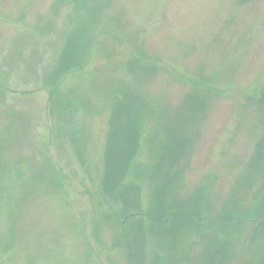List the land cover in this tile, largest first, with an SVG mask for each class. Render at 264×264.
Here are the masks:
<instances>
[{"label": "rangeland", "instance_id": "obj_1", "mask_svg": "<svg viewBox=\"0 0 264 264\" xmlns=\"http://www.w3.org/2000/svg\"><path fill=\"white\" fill-rule=\"evenodd\" d=\"M263 96L264 0H0V264H157L159 253L166 264H251L248 245L209 261L220 231L171 216L167 229L138 207L149 196L196 204L205 190L200 220L220 217L264 136ZM118 98L149 103L154 135L119 201L115 170L127 167L108 157L121 153L90 159L68 144L113 122ZM130 114L117 121L141 120ZM175 137L186 146L168 159L182 179L172 196L157 188ZM257 218L236 224L231 250Z\"/></svg>", "mask_w": 264, "mask_h": 264}, {"label": "trees", "instance_id": "obj_2", "mask_svg": "<svg viewBox=\"0 0 264 264\" xmlns=\"http://www.w3.org/2000/svg\"><path fill=\"white\" fill-rule=\"evenodd\" d=\"M258 88L259 87L254 88L253 91L256 92ZM116 100L117 101L114 104L112 117L113 123L118 120L119 116L122 115V111L125 109H130L131 114L129 116H131V119H143L144 117L146 119V117H148V115H146V113L150 109V105L148 102L140 101L139 104L134 103L132 106L125 108L123 107L125 98H118ZM261 100L264 101V96ZM150 117L151 116H149V118ZM111 146L112 145L110 143V147ZM164 146L165 145H163V148ZM185 146L186 144H184L180 140V137H175L172 146L170 145L167 150L162 151V160L168 162V159L173 158L174 156H176V154L181 155L180 151L185 148ZM111 153L116 154L115 152ZM108 159L121 160L120 167H127V172L125 173H122V171H120L122 169L120 168L115 170V172L118 174L116 175L117 178L114 181V188L112 190V193L114 194L116 200L119 201L118 196L120 195L125 185L127 177L126 175L130 174V171L137 167L136 164L133 167V163H136L138 158H129L127 156L121 155H119V157H115L110 155ZM172 165L173 162H168V166L170 167V169L164 174L162 173L163 175L161 174L159 176V183L157 189L159 191L161 190V185H165L166 189H169L171 195L174 196L176 194V188L179 185L178 181L182 182V179L180 172H174ZM247 165L248 168L246 167V172L240 174L241 178L239 179L238 183L234 185L232 191H230L229 198L224 202L225 206L223 207L220 217L213 220V222L209 221V224H206L201 221L198 214L199 212L203 213L201 206H204L209 202L208 192H206L205 190H203L197 195L198 197L196 199V204H194L193 202L191 204H183V202L175 204L174 202H172V198H170L169 196H161L160 199L162 204L159 206L153 203L154 197L149 196L147 198L149 203L148 211H144L142 207H138L140 215L145 217V219L148 218L153 222L163 223L164 227L167 229L169 228V225H166L165 223L167 222V217L171 216V222L176 221L175 218H183L185 221V223L183 224H186L185 227L187 230L193 227H199L200 231H208L212 228L216 231H220L225 237L215 239L217 245L220 246V249L215 248L213 244H211L213 246V249L208 248L205 253V257L209 261L212 260L215 256L220 255L222 253L229 255L230 251H232V254L235 253V256H237L238 252L243 250V248L248 245L251 249H253L251 264H264V218H257L255 220L256 225L250 240H248L249 237H247L244 244H242L239 248H235L234 251L233 248L232 250L230 248V245L232 246V240H229L228 238L230 233L234 232L236 224H240V220L244 221L250 216L257 217L260 213H263L264 215V136L257 143L256 152L250 158ZM131 167L133 169H130ZM171 173H173L175 177L172 178V175H170ZM105 177L107 182V177H109L108 173ZM259 179H261L260 182H258ZM254 187H257V189L253 190ZM251 193L253 194L251 195ZM163 210L167 212V214H165V217L161 216V212ZM184 210H186V212H184ZM126 216L129 218L132 217V214H127ZM208 220L209 217L204 215V221ZM179 225V223L178 225L174 224L173 228H179ZM161 239L163 238L161 237L160 240ZM167 239L168 237L166 238V240ZM170 242L171 240H164L163 242L164 249L167 252L172 246ZM176 242L181 243L182 241L176 239ZM223 246L225 247V249H223ZM164 257L165 256L161 253L157 254V264H166ZM206 262V264H213L208 261Z\"/></svg>", "mask_w": 264, "mask_h": 264}, {"label": "crops", "instance_id": "obj_3", "mask_svg": "<svg viewBox=\"0 0 264 264\" xmlns=\"http://www.w3.org/2000/svg\"><path fill=\"white\" fill-rule=\"evenodd\" d=\"M117 122L116 124L108 119L101 125V128L96 124H89L85 126L84 136L80 134L78 139L72 138L73 142L70 139L68 144L71 147L78 144L74 149L78 152H87L85 157L90 159H105L109 152L121 153V156L129 158H140L145 148L143 144L149 142L154 136L151 121L146 118L144 120L127 119Z\"/></svg>", "mask_w": 264, "mask_h": 264}]
</instances>
